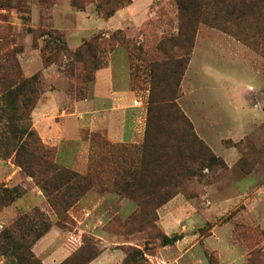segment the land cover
Here are the masks:
<instances>
[{"label":"rangeland","instance_id":"obj_1","mask_svg":"<svg viewBox=\"0 0 264 264\" xmlns=\"http://www.w3.org/2000/svg\"><path fill=\"white\" fill-rule=\"evenodd\" d=\"M68 1L0 0V77L10 76L12 70H18L23 77L38 74L40 91L34 108L46 91L51 88L62 91L67 98V105L57 112V117L62 118L64 114L75 112L76 102L92 96L95 83V76L89 72L92 62L69 59L65 52L54 49L48 35L41 34L56 31L68 50L73 51L92 35L102 33L108 37L116 30L94 29L96 27L121 29L122 41L99 53L98 57L104 65L102 68L110 66L118 72L124 71L128 87L142 97L143 105L136 108L143 112L145 127L139 144H113L102 133H89L84 127L79 131L80 140L75 138L64 143L62 148L74 155L81 150V140L89 139L87 172L95 179V184L68 209L71 220L65 226L72 229L81 223L84 230L81 244L90 242L95 251L105 245L118 246L123 253L130 247L139 249L143 254L138 255L134 264H154L156 256L168 264H187L191 257L200 264H219L217 252L209 247L214 239L207 240L206 244L203 241L211 234L213 226L219 225L233 235L230 241L234 249L241 247L245 252L239 264L259 250L264 260V228L250 213H244L247 208L251 211L258 188V193L264 196V122L245 125L249 118H246L248 109L244 104L248 103L249 109L257 106L264 112V83L261 87L257 82L259 77L264 80V0H244L246 3L242 5L233 0L240 6L238 15L212 4L206 21L197 24L191 42L177 36V7L173 0H137L130 8L135 12L128 16L132 19L120 16L108 22L97 19L88 23L86 30H77L74 16H69L67 20L72 24L69 33L52 27L48 20L55 4L69 8ZM77 1L84 5L80 10L95 9L96 0ZM34 9L38 14L34 15ZM98 15L101 16L99 11ZM123 20L127 24L121 27ZM29 27L33 33L28 32ZM0 104L9 106V101L3 100ZM79 110L82 113L83 109ZM32 111L27 124L31 123L35 130ZM147 118L161 120L165 133L156 137L161 146L156 143L154 149L144 150ZM236 123V134L224 133ZM241 134L244 135L240 139L228 137L236 138ZM34 136L28 137L30 143H34ZM219 137L221 144L215 143ZM177 138L181 142L178 143ZM177 143L182 144L178 152H182L183 157L176 153ZM44 144L55 149V160L60 166L74 170L69 166L71 162L62 163L63 160L57 158L56 146ZM206 146L217 157L210 163L203 159L205 152H210ZM162 152H167L164 161L152 156ZM141 160L145 165H141ZM0 183L7 187L17 185L25 191L0 211V231L34 209L42 214L39 217L47 218L51 227H58L57 215L48 207L45 192L15 163L14 155L6 159L0 157ZM221 194L233 199L229 206L222 208L218 206L220 202L216 204L215 198L223 197ZM166 195L176 204L170 206L169 211L184 202L189 203L192 210L202 212L201 217L206 221L196 223L203 225L197 229L196 239L192 236L196 229L178 217L171 223L175 224V229L169 235H181V238L161 244L165 232L158 224L161 206L155 208L150 204ZM149 197L152 198L150 204ZM262 200L264 202V197ZM184 234L188 238L178 244ZM221 241L227 245L229 234L223 233ZM194 243L195 246L180 257ZM0 264L24 262L22 257L20 260L12 253L0 251Z\"/></svg>","mask_w":264,"mask_h":264},{"label":"trees","instance_id":"obj_2","mask_svg":"<svg viewBox=\"0 0 264 264\" xmlns=\"http://www.w3.org/2000/svg\"><path fill=\"white\" fill-rule=\"evenodd\" d=\"M92 1L94 0H85V3H91ZM173 1L177 7V36H181L186 42H191L194 38L197 24L206 21L209 13L208 8L212 4H217L216 7L229 9L233 15L234 13L236 14V12H238L237 9L240 8L239 4L237 5L232 2L233 0ZM238 2L240 4L242 2L246 3L244 0H238ZM130 3L131 0L94 1L96 9L104 19H108L115 14L118 9L122 8V6L129 5ZM70 4L79 10L84 7V5L78 3L77 0H70ZM28 32L33 33V29L29 27ZM122 33L121 29H116L110 33L108 37H104L102 33L101 35H92L73 51L68 50L61 34L56 31L42 33L41 36L48 35L51 39L50 42L55 45L54 49L62 50L65 52L64 55L69 59L76 61L88 60L92 62L89 72L92 73L93 77L96 71L104 66L98 57L99 53H104L107 48L122 41ZM12 72L13 74H10V76L2 75L0 77V102L3 100L9 101V106L0 104V157L6 159L14 155L15 163L25 170L41 190L45 192L48 207L57 215L56 224L58 227L75 232V226H73L72 229L65 226V224L69 223L71 220L67 211L92 187V185L95 184V179L89 172L83 174L62 167L56 162L55 149L51 146H46L41 139H39V134H36L35 131L37 130L32 128L31 123L29 125L27 124L31 120L30 113L34 108L37 93L40 91L39 76L38 74H34L30 77H23L18 70H12ZM88 76L91 77L90 73H88ZM23 119L26 121L23 122ZM147 123L144 134L145 139L143 141L144 150H146V148L152 149V147L154 149L156 143L161 146L156 137L165 133L161 129V125H163L161 120L157 119L152 121L147 118ZM34 135H36V137L38 135L39 138H36ZM29 136L35 137L34 143L29 142ZM179 140L177 141L178 143L181 142V140ZM228 142H231V140ZM178 143L175 146L176 153H179L178 156L183 157V153L178 152L182 144ZM208 150L210 152H205L206 156L203 159L210 163L217 159V157L210 149ZM168 155L170 154L168 153ZM152 156L157 157V161H164L167 152H162L161 154L153 153ZM157 163L161 165L159 162ZM141 165H145V162L142 160ZM89 167L90 164H88V169ZM24 192L25 191L17 185L7 187L5 184L0 183V211L13 203ZM169 198L170 196H163L154 204H150L151 201L149 202V200L152 199L151 197H149L147 201L150 205L158 208L167 202ZM39 216H42V214L38 213V209H34L30 211L29 214L25 213L21 215L9 226L3 228L0 231V251L12 253V255L18 256L20 260L22 257L24 264H43L40 258L33 253L32 249L30 250V247H32V245L51 227V223L47 221V218L44 219V217ZM30 232L32 235H30ZM81 238L82 235L80 240H82ZM180 238L181 235L174 234L171 236L164 232L161 236V244H170ZM93 248L90 242H86V244L82 245L80 241L79 246L59 264H87L100 252V250L95 251ZM124 253V264H134L137 261L138 255L143 254L139 249L132 247L124 251ZM261 257V251H256L250 254L243 264H264V260H262ZM153 262L156 263V261Z\"/></svg>","mask_w":264,"mask_h":264},{"label":"crops","instance_id":"obj_3","mask_svg":"<svg viewBox=\"0 0 264 264\" xmlns=\"http://www.w3.org/2000/svg\"><path fill=\"white\" fill-rule=\"evenodd\" d=\"M136 1L137 0H131L129 5L118 9L115 14L108 19L99 16L96 7V10L94 7H92V10H88V7L84 10H73L68 1L70 9L55 4L51 9V17H48V20L51 22L52 27L69 33L72 24L67 18L69 16H74V27L77 30H86L84 27L91 21H96L97 19H104L105 22H108L116 16H120L121 18L124 17L126 20L128 18L132 19V17L128 16H130L129 14L131 13L134 15L135 12L130 8ZM33 13L34 15L38 14L37 9H34ZM126 20L122 21L124 24L121 27H124L125 24H127ZM94 29L112 30L118 28L108 29L104 27H96ZM126 76L127 75H125L124 71L118 72L110 66L97 70L95 73V83L92 96L76 102L74 105L75 112L64 114L62 118L57 117V112L60 109H64L67 105V98L64 92L51 88L41 95L36 107L32 111L33 126L44 143L57 147V158L60 157L63 160L62 163L71 162L72 164H69V166L72 169L80 173L87 172L90 148L89 139L81 140V150L74 155H71L66 149L62 148L67 141H72L75 138L80 140L79 131L83 127L86 128L89 133L95 131L102 133L107 140L113 144H139L142 141L145 123L142 117L143 112L137 109L136 105H143L144 102L142 101V97L138 96L135 91L128 87ZM257 82L258 85H261L262 87L264 80L259 77ZM260 102L261 100L258 98L257 105H259ZM244 104L246 105V110L248 109L246 118H249L247 124L245 122V125L250 127L254 124L264 122V112L261 109H258L257 106L253 109H249L250 107L248 103L244 102ZM79 108L83 109L81 110L82 113ZM251 110L257 111L253 112ZM251 116H254L257 121L249 122L250 119L255 120L253 119L254 117L251 118ZM237 126L236 123L232 129H225L224 133L231 132L230 134H236ZM195 130L198 133L196 127ZM243 135L241 134L238 137L235 136L236 138L232 135H229L228 137H231L232 139H240ZM204 140L215 153L219 154L212 146L211 142L206 138H204ZM215 143L221 144L220 137ZM64 165L66 166V164ZM256 191L259 192L260 189L258 188ZM258 192L253 195L251 211L247 208L248 210H245L244 213H250L252 219L257 221L260 226L264 228V202L262 200L264 196L260 195ZM221 196L223 195L221 194ZM215 199L218 200V203L216 204L218 205L220 202L221 205L218 206L222 208L229 206L233 201V199L228 196L216 197ZM172 202H174L173 198L159 208L158 224L163 228L166 234H170L175 229V224L171 223L180 217V219L189 222L193 229H196V231L192 232V236L196 239V236H198L197 229L199 230L203 226H197L196 223L206 221L204 220L205 218L201 217L202 212L192 210V207H189L188 205L189 203L186 204L184 202H179L176 210L169 211L168 208L170 206L176 205ZM227 224L225 225L227 226ZM83 231L81 223H78L75 226V232L52 226L32 245L31 249L33 253L40 258L43 264H59L79 246L81 241L80 237ZM223 233L229 234V241L226 242L227 245L221 241ZM232 237L233 235L229 233L224 226L215 225L211 229V234L203 239L205 244L207 243V240L214 239V244H210L209 247L217 252L219 264H239L241 259H243L245 252L243 249L240 250L241 247L234 249V244L230 241ZM187 238L188 235L184 234L178 244L180 242H185ZM195 244L196 243L191 244L188 249L184 250L180 257L183 256L184 253L190 251ZM235 251L237 252L235 253ZM123 258L124 253L121 248L118 246L105 245L100 248L99 254L87 264H124ZM156 258L157 261H160L162 264H168L161 258L157 256ZM195 260L196 259L191 257L187 264H200ZM174 261H176V259Z\"/></svg>","mask_w":264,"mask_h":264}]
</instances>
